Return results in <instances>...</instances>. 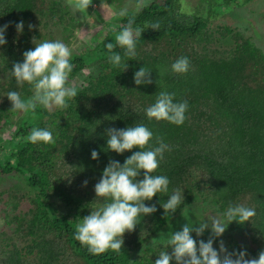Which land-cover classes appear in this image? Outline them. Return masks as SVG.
Returning <instances> with one entry per match:
<instances>
[{"label": "trees", "instance_id": "16d2710c", "mask_svg": "<svg viewBox=\"0 0 264 264\" xmlns=\"http://www.w3.org/2000/svg\"><path fill=\"white\" fill-rule=\"evenodd\" d=\"M128 1L90 0L80 14L78 0H0V25L26 24L22 36L10 26L8 43L0 47V264H154L165 249L150 242L182 212L164 213L160 200L166 194L146 202L158 211L124 234L118 253L91 255L74 239L81 218L107 202L97 198L95 184L109 160L123 163L132 154L105 152L107 130L134 123H144L170 146L154 174L169 178L170 191H184L189 215L184 221L200 222L229 202L241 203L255 215L242 225L230 224L222 239L229 251L244 248L249 257L264 250V45L253 26L230 25L244 20L238 14L243 8L264 25V2L255 7L257 0H205L203 14L195 7L188 10L186 0ZM220 5L232 8L233 21H225L231 11L215 18L206 14ZM111 10L116 14L106 22ZM94 16L103 24L97 25ZM130 19L144 29L137 54L129 60L115 48L122 55V65L115 66L104 45L115 43ZM29 23L35 28L29 30ZM152 24L158 30L145 28ZM33 37L60 40L72 50L68 83L78 95L66 108L11 109L8 91L32 95L28 84L17 86L10 69L34 48ZM182 56L189 58L190 69L176 74L171 64ZM142 66L151 70L152 83L137 86L133 72ZM161 90L188 101L183 125L147 119L145 109ZM34 127L51 130L54 142L29 143L25 137ZM93 149L98 160L91 159ZM192 235L206 241L210 232Z\"/></svg>", "mask_w": 264, "mask_h": 264}, {"label": "clouds", "instance_id": "9594fccd", "mask_svg": "<svg viewBox=\"0 0 264 264\" xmlns=\"http://www.w3.org/2000/svg\"><path fill=\"white\" fill-rule=\"evenodd\" d=\"M90 0H78L76 7L87 10ZM124 13L122 12L121 15ZM14 26L18 36L24 35L25 21L19 20L11 24L0 25V47L7 45V31ZM158 30V25H146L145 28ZM27 28H35L27 24ZM139 26L134 27V19L128 21L115 36V43H105L109 62L115 66L122 65V55L113 52L115 48L122 50L129 60H134L137 52V38L142 35ZM34 48L23 53V60L14 62L10 72L18 87L25 83L30 86L32 95L23 98L20 92L8 91L6 97L11 102L12 110L19 112L34 111L37 107L51 111L53 108H66L68 102L78 95V89L70 86L69 76L74 65L71 62L72 50L60 40H37L33 37ZM124 70L128 63L123 65ZM190 69V60L186 56L179 57L171 64V71L176 74H186ZM133 81L137 86L152 83L151 70L145 66L133 72ZM187 100H177L174 92L161 90L156 93L154 103L145 109L148 120L167 121L181 126L186 120L188 111ZM25 139L32 144H49L54 142L53 133L48 128L34 127ZM133 149H139L133 151ZM105 152H115L123 155L131 152L123 163L110 159L103 169L101 178L95 184L97 198H106L102 207L92 209L89 215L81 218L75 225L74 239L86 247L91 255H100L109 250L119 252L124 245V234L131 232L140 224L141 217L150 216L158 211L155 203L149 204L158 194H166L167 199L160 206L164 213L181 214L188 219V209L185 204L184 191L179 188L169 190L170 180L166 175L154 174L164 159L170 146L164 139L154 136L153 131L144 123H134L123 129L111 128L106 132ZM91 159L98 160L99 152H91ZM88 181L83 185L86 187ZM160 196V195H159ZM255 215L254 209L241 203L229 202L220 213L206 220L189 222L179 231L160 234L158 241L163 249L159 252L154 264H264V250L256 257H249L246 249L229 251L222 237L230 224H244ZM210 232L209 238L202 237ZM219 241V248L214 244ZM171 249V252L168 251Z\"/></svg>", "mask_w": 264, "mask_h": 264}, {"label": "rangeland", "instance_id": "374dc122", "mask_svg": "<svg viewBox=\"0 0 264 264\" xmlns=\"http://www.w3.org/2000/svg\"><path fill=\"white\" fill-rule=\"evenodd\" d=\"M133 0H129L128 1V3H130V4H132L131 2H132ZM183 2H184V0H183ZM207 1H205V0H186V3L188 4V7H191V8H187L188 10H193L194 9V7H195V10H201V11H203V14H205V8H204V4L206 3ZM263 2H264V0H257L254 4H253V6H255V7H259L260 5H262L263 4ZM182 5H183V3H182ZM97 8H98V6H93V10H97ZM129 8V7H128ZM261 10H264V6L262 7V9ZM230 11H231V14L229 15V19L228 20H225L226 22H229V20L230 21H233L234 20V16H236V13L234 14V12H232V8H230V7H228L227 5L225 6V5H220L218 8H217V11L216 10H213V9H209V10H207V15H209V16H211V17H213V18H215V16H220V17H222V16H224V15H227L228 13H230ZM78 12L80 13V10L78 9ZM81 14V13H80ZM116 13H115V11H114V13H113V11L111 10L110 12H109V15H105V17H106V22L110 19V18H112L114 15H115ZM199 14L200 15H202L200 12H199ZM238 14L242 17V18H244V20L243 21H238L237 23H234V24H230V23H228V24H230V25H235V26H239V27H241V29H245V27H250V26H253V30L252 31H254V32H258V33H260L262 36H260V39L262 40V43H263V45H264V25H263V23L260 21V19H257V17H256V14L255 13H252V12H250L249 11V9H241L240 10V12H238ZM84 15H85V13H84ZM95 17V16H94ZM96 18V23H98V21H97V17H95ZM103 23H101V22H99L97 25H102ZM113 25H115V23H112V24H110V26H109V28L110 29H112L114 26ZM92 30V29H91ZM251 31V30H250ZM89 33H90V31H88L87 33H85V34H83L81 37L83 38L82 40H81V43H83V42H86L87 41V39H88V36H89ZM74 43L76 44V47H77V50H79L81 47H79L78 45H77V41H74ZM21 115L22 114H20V118H21ZM17 118V117H16ZM17 122H18V118H17ZM190 214V213H189ZM190 218H191V216H190ZM184 219H185V217L182 215V214H180V215H178L175 219H174V222L173 223H171L169 226H167L162 232H160L157 236H156V238L155 239H159L160 238V234L161 233H164L165 235L168 233V232H170V231H179V230H182V227L185 225V224H187L188 223V220L187 221H184ZM186 220V219H185ZM176 224V225H179V224H177V223H180V225L179 226H173V224ZM155 239L153 240V241H151L150 243H152V244H154V243H156V242H158V241H155ZM159 243V242H158Z\"/></svg>", "mask_w": 264, "mask_h": 264}]
</instances>
